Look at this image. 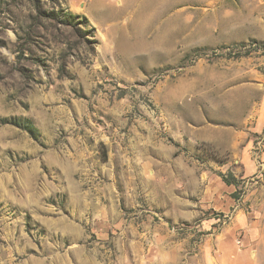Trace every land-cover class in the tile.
<instances>
[{"label":"rangeland","instance_id":"obj_1","mask_svg":"<svg viewBox=\"0 0 264 264\" xmlns=\"http://www.w3.org/2000/svg\"><path fill=\"white\" fill-rule=\"evenodd\" d=\"M0 264H264V0H0Z\"/></svg>","mask_w":264,"mask_h":264},{"label":"trees","instance_id":"obj_2","mask_svg":"<svg viewBox=\"0 0 264 264\" xmlns=\"http://www.w3.org/2000/svg\"><path fill=\"white\" fill-rule=\"evenodd\" d=\"M232 178H233V181L224 178L225 183L228 184V185H230V184H234V185H236V184H235V178H234V177H232Z\"/></svg>","mask_w":264,"mask_h":264}]
</instances>
